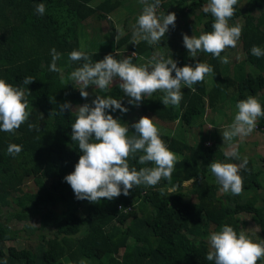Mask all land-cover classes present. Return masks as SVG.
<instances>
[{
    "label": "trees",
    "instance_id": "obj_1",
    "mask_svg": "<svg viewBox=\"0 0 264 264\" xmlns=\"http://www.w3.org/2000/svg\"><path fill=\"white\" fill-rule=\"evenodd\" d=\"M139 1L134 0L136 10L125 12L131 25L122 21L126 32L115 40L117 29L109 16L117 13L121 0H0V79L13 86L22 85L29 76L35 80L23 85L31 93L26 96L28 121L14 133L0 131V264H80L81 260L85 264H214L206 259L211 250L208 237L225 224L239 233L238 216L243 214L257 227L246 236L253 242L264 240V166L254 167L263 161L262 155L240 152L241 158H248L247 171L239 173L244 182L242 193H218L220 185L211 179L207 166L213 160L241 161L224 155L212 128L208 144L194 137L195 129L211 124L214 112L224 113L222 108L228 105L229 109L230 101L236 106L254 96L264 108V71L257 69L264 68V56L257 58L250 52L254 45L264 49V0H238L235 5L229 24L242 25L237 42L242 59L232 65L203 52L193 58L183 47L182 32L195 31L198 37L212 31L214 19L203 11L208 0H161L157 15L175 13V28L169 26L160 44L151 46L144 41L132 44V26L144 7ZM39 3L45 6L43 15L35 11ZM103 21L109 30L99 33L101 24H95ZM53 48L60 54L56 61L60 72L49 70ZM158 48L178 67L207 63L214 76H205L203 82L193 85L195 92L182 86L183 98L175 107H164L160 91L145 96L138 107L130 105L116 84L107 91L90 86L85 100L79 86L67 80L81 64L69 60L68 54L74 50L85 52L93 62L107 54L121 60L135 52L132 63L139 66ZM232 49L226 51L232 53ZM95 95L120 99L128 108L126 114L137 112L153 119L160 138L178 157L171 183L162 179L156 186H136L127 197L102 199L97 204L76 200L63 180L81 155L78 143L71 140L75 114H58L57 105L91 104ZM108 114L127 122L126 114ZM207 114L210 117L205 120ZM29 123L36 128L29 130ZM255 131L264 137V117L258 118ZM9 144L22 146V151L9 155ZM139 154L129 160L130 167L152 166L140 165ZM192 178L194 183H188ZM173 187L176 191H169ZM35 218L36 228L27 224ZM11 220L25 222L30 233L37 230L39 244L6 246L22 232L8 226ZM129 240L135 242L125 250ZM257 264H264V259Z\"/></svg>",
    "mask_w": 264,
    "mask_h": 264
},
{
    "label": "clouds",
    "instance_id": "obj_2",
    "mask_svg": "<svg viewBox=\"0 0 264 264\" xmlns=\"http://www.w3.org/2000/svg\"><path fill=\"white\" fill-rule=\"evenodd\" d=\"M140 3L144 7L132 26V44L141 41L150 46L160 44L169 26L175 28L176 15L171 12L157 15L161 0H153L152 3L140 0ZM237 3L238 0H208L203 11L210 13L214 19L212 31L198 37L182 34L183 47L191 57L195 58L198 52H203L211 54L213 58H220L221 63H229L226 56L221 58V53L227 48H235L242 35V25L229 24L235 15ZM35 11L43 15L44 4H37ZM123 34L121 29H117L115 40ZM250 52L257 58L264 56V49L255 45ZM135 55L133 52L131 56L117 60L112 54H107L102 60L93 62L85 52L74 50L68 54V58L81 64L68 75L67 80L79 86L77 90L85 100L89 98L86 89L90 86L107 91L110 85L117 82L124 96L129 98L130 105L138 107L145 96L160 91L164 93L161 98L164 107H175L183 98L182 86L195 92L193 85L203 82L205 76H214L213 67L207 63L198 61L194 66L178 67L171 57H165L162 48H158L147 63L139 66L132 63ZM51 56L49 70L60 72L61 69L56 66L60 54L53 48ZM34 81L29 76L23 79L22 85L13 86L0 79V131L14 133L28 121L30 112L26 96L31 93L23 85ZM62 83L65 81L62 80ZM57 107L58 114H75V121L71 124V140L78 143L81 155L74 170L63 180L70 186L76 200L97 204L102 199L112 201L121 195L127 197L136 186H156L162 179L171 183L178 157L160 138L153 119L141 116L131 125L122 123L108 112L119 110L121 114H126L128 108L122 106L120 99L111 96L95 95L91 104L74 107L70 102H64ZM235 107L237 111L234 119L223 131L222 139L230 145V151L225 155L241 162L236 164L213 160L207 167L220 185L221 192L240 195L244 182L239 173L241 169L247 171L248 158H241L231 142L236 137L250 135L256 129L258 118L264 117V108L254 96L238 101ZM28 128L33 130L36 125L29 123ZM129 128L134 131L130 133ZM7 151L9 155L15 156L22 151V146L9 144ZM138 153L137 162L140 165L152 166H144L139 170L130 167L129 160L137 159ZM194 181L195 178H192L188 183ZM169 191L174 192L176 188ZM208 240L211 250L206 259L214 264H257L264 259V240L253 242L244 230L238 233L227 224L211 233ZM80 264H85V261L81 260Z\"/></svg>",
    "mask_w": 264,
    "mask_h": 264
},
{
    "label": "rangeland",
    "instance_id": "obj_3",
    "mask_svg": "<svg viewBox=\"0 0 264 264\" xmlns=\"http://www.w3.org/2000/svg\"><path fill=\"white\" fill-rule=\"evenodd\" d=\"M131 1V3H130ZM140 2V1H139ZM138 3V2H137ZM135 6V7H134ZM133 10V9H137L136 4L134 2V0H121V5L117 11V13H112L109 16V19H111V22L115 23V27L116 29H121L123 31V33L126 32V30L122 29L123 25H122V21L126 22L127 27H129L131 25V20H129V18H126V14L125 12H129V10ZM143 10L139 9L138 12L141 13ZM237 22H240L239 19L236 20ZM101 24L99 33H105L106 31L109 30V24H107L105 21H103L102 23H96L95 26ZM92 27V26H91ZM89 30V29H87ZM91 34H95V33H89ZM182 34H186L189 37H191L192 35H196L195 31H193V33L189 32V33H185L182 32L181 34H179V36L182 37ZM116 36H117V31H116ZM106 47V46H105ZM109 47L112 48V44H109ZM228 49V48H227ZM226 49V50H227ZM231 49V48H230ZM224 51V53L226 54V57L229 60L230 65L236 63L237 61H239L240 59H242V54L239 51L238 45L232 49V53H230L229 51ZM223 53L222 57H225V54ZM192 66V65H191ZM264 67V65H263ZM260 72L264 71V68H262L261 66L257 68ZM117 82H114V84H116ZM87 92H89V90H86ZM92 91V89L90 90V92ZM122 106H124L123 102L121 101ZM231 101L229 102V109H228V105L226 107L222 108V111H225L224 113H221L219 116L217 115L216 112H214V115L211 117L213 118L214 121H212L211 119L209 120V122L211 121V124L206 123L204 124L202 127L195 129L194 131V137L196 139H198V137H200L204 143L208 144V138L210 136L209 132L211 131V128L214 131V135H216L219 138V146L222 148V151L224 153V155L230 151V145L228 144V142H223L222 139V133L225 130V128L233 121L234 119V115L237 111L235 106H231ZM117 114L120 115H124L121 114L119 112V110L116 111ZM224 114V115H222ZM142 115H140L139 113L135 112L134 114H126L125 115V119L127 122V124L131 125L132 123L136 122L139 120V118ZM218 116V118H217ZM148 117V116H147ZM210 116L209 114H207L205 116V120L208 119ZM149 118V117H148ZM124 123V122H123ZM131 131H133V129L129 128V132L131 133ZM213 135V136H214ZM193 136V135H192ZM191 136V137H192ZM231 146H235L238 149V152H242V154H246L249 156H252L254 153L258 154L259 156L262 155V159L263 161L261 163H256L254 164V167L258 168V165H263L264 166V137L260 136V133L258 131H253L250 135L246 136V137H236L233 139V141L231 142ZM257 156V155H256ZM227 163H229V161H227ZM211 179L213 181H215L214 176H211ZM216 182V181H215ZM186 185V184H185ZM218 193H223L221 191H219ZM192 200V198H191ZM247 200H249V198H247ZM37 219H31L27 222L28 225L32 226V227H38V223H37ZM244 222V226L241 225V223ZM8 226L12 229H21L22 232H20V236L18 239H16L15 241H10L5 243L6 246H14L16 248H24V247H35L36 245H38V239H37V235H38V231H34V232H29L25 229V222H16V220H11L8 223ZM238 228H239V232L241 230H244L245 233L249 232V231H253L256 232L257 231V227L256 225H254L252 223V221L250 220L248 215H239L238 216ZM220 228H217L215 231H219ZM135 242V240H129L127 247L124 248L125 250H130V247L132 246V244Z\"/></svg>",
    "mask_w": 264,
    "mask_h": 264
}]
</instances>
